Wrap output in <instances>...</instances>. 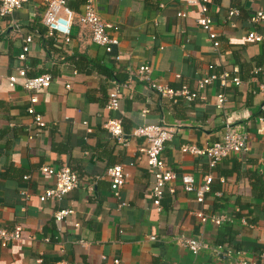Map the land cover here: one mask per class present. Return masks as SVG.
I'll return each instance as SVG.
<instances>
[{"label":"crops","instance_id":"0c3cea01","mask_svg":"<svg viewBox=\"0 0 264 264\" xmlns=\"http://www.w3.org/2000/svg\"><path fill=\"white\" fill-rule=\"evenodd\" d=\"M47 1L24 0L19 10L0 18V224L22 229L21 242L0 247V264L257 262L264 248V41L247 42L245 37L249 32L264 37V20L249 22L256 12L264 15V0H208L216 48L195 25L196 5L186 0H162V8L157 0H94L99 18L118 41L111 54L92 44L88 29L77 23L66 44L47 36L40 22ZM84 2L66 0L74 13L82 12ZM229 10L237 15L228 17ZM27 36L26 59L19 62ZM140 65L150 68V81L173 89L194 90L203 75L223 71L236 76L240 85L221 87L214 81L193 102L172 104L134 77L119 96V109L107 111V93L115 81L105 73L122 83L126 69ZM18 67L26 77L50 74L52 80L42 91L24 90ZM11 75L17 77L12 87L7 80ZM219 93L225 100L217 109ZM28 107L40 116L43 128L35 126ZM109 119L120 121L125 143L106 132ZM147 124H161L170 133L161 152L168 170L190 175L195 185L211 175L210 193L202 203L174 181L173 193H166L161 211H155L153 175L140 151L144 143L131 136L133 129ZM225 124L247 135L245 157L231 156L208 169L204 156L180 152L183 145L201 149L219 141ZM115 165L123 170L120 201L111 196L106 176ZM40 166L68 167L78 187L58 201L39 203L37 196L51 186L39 175ZM23 190L29 197L26 204L20 197ZM60 209L72 214L57 224L53 213ZM197 211L224 214L229 223L201 224L193 215ZM188 237L223 244L232 253L225 259L210 251L193 256L180 245Z\"/></svg>","mask_w":264,"mask_h":264},{"label":"built area","instance_id":"2783aa9c","mask_svg":"<svg viewBox=\"0 0 264 264\" xmlns=\"http://www.w3.org/2000/svg\"><path fill=\"white\" fill-rule=\"evenodd\" d=\"M24 0H0V18L11 15L13 12L19 10ZM158 1V7L162 8V0ZM188 4H194L197 8V16L194 19L195 25L200 28L210 40L212 47L216 48L218 42L216 41V34L214 31L211 19L207 14L208 0H186ZM237 15V11L229 10L227 16L232 17ZM177 17H185L184 13H178ZM264 20V15L261 12H256L249 18L250 23H258ZM41 25L46 30V35L58 39L63 43L69 42L71 34V27L74 23H77L81 27L87 28L90 34V41L92 44L103 49L104 53L111 54L112 48L117 46V39L108 32V25L103 23L99 18L94 0H85L81 13H74L67 7L66 0H48L45 10L40 19ZM245 41L247 42H262L264 37L257 35L254 32H249ZM24 45L21 47V51L17 56L19 62L26 59V53L28 51L27 44L30 42V37H25ZM118 55L113 56L114 61H118ZM264 72V71H263ZM17 77L22 79L21 87L27 91L39 92L46 89L52 77L50 74H41L35 77H26L24 68L18 67L16 69ZM150 68L147 65H140L135 70L126 69V80L122 83H112L111 89L107 93L105 109L107 111H117L119 109V96L124 88L127 87L128 82L132 78L136 77L145 81L147 88L157 95L161 99L169 100L174 104L178 101L186 103L193 102L198 98V92L205 87L210 86L214 81H217L221 87L232 85L237 87L240 85V80L236 76L230 75L228 72H221L219 74H205L195 81V89L190 90L185 86H180L177 89H173L164 85L155 84L150 81ZM17 77L11 75L8 80V85L12 87ZM66 89H69V85H65ZM217 103L216 108H222L224 103V95L219 93L216 95ZM36 101L35 97L30 98V104ZM264 110V107H261ZM26 113L33 119L35 126L43 128L44 123L40 116L34 113L31 107L26 109ZM142 113H145L143 111ZM261 120V118L259 119ZM106 132L113 137L117 143H125L124 135L122 132L121 124L118 119H109L104 124ZM169 131L161 124H147L137 127L131 131V136L135 138H141L144 146L140 150L145 156L146 167L152 171L153 186L151 189V204L156 212L161 211L160 202L163 196L173 193V188L170 183L178 181L181 189L185 193H192L194 195V201L196 203H202L204 195L210 193V184L212 183V177L210 174H206L202 178V182L199 185H195L193 178L188 174H181L176 176L175 173L168 170L164 165L161 157V152L165 141L169 138ZM181 153H186L192 156H204L207 160L208 169H212L217 163L231 156L245 157L248 152L247 135L244 132L233 129L228 124L223 127V134L219 141L210 143L204 148H197L194 145H183L180 148ZM38 173L45 181L51 182V186L43 189L37 196L39 203H45L47 201H58L66 194L78 187L77 176L68 167H60L53 169L49 166H40ZM106 176L109 182V189L111 196L120 201V191L124 184L123 170L120 166L115 165L107 169ZM23 180H27L28 176H23ZM218 196V194L216 193ZM21 200L26 204L29 200L26 191L20 192ZM124 206V203H119L118 207ZM72 214L70 209H60L53 213V220L55 223H62L66 217ZM193 215L199 220L201 224L206 222L212 223L215 226H222L225 223H229L224 214H213L210 216H204L201 212H194ZM241 224L245 225V222L241 219ZM76 227V225H75ZM27 239H32L31 237ZM152 239V238H151ZM22 241V229L19 226L13 227L11 230H7L0 224V247L6 248L11 243H19ZM45 242L47 240L45 239ZM180 245L185 248L191 255H197L201 251H210L220 259L228 258L231 255V250L224 245H208L197 238H181ZM236 255L239 252L235 253ZM116 264L117 261H114ZM235 264H264V248L258 254V261H246L239 259Z\"/></svg>","mask_w":264,"mask_h":264},{"label":"trees","instance_id":"16d2710c","mask_svg":"<svg viewBox=\"0 0 264 264\" xmlns=\"http://www.w3.org/2000/svg\"><path fill=\"white\" fill-rule=\"evenodd\" d=\"M66 4H67V3H66ZM67 7H68V6H67ZM68 8H69V7H68ZM69 9H70V8H69ZM101 70H104V69L101 68ZM105 76L108 77V78H111V79L114 80L115 82L120 83V81H118V79L116 78V76H114V75L112 76L111 73H107V74L105 73ZM224 225L226 226L227 223H225ZM228 227L231 228V226H229V225H228ZM227 233L229 234V231H228V230H227ZM230 236H231V234H230ZM226 243H228L229 245H232V243H231L230 241H229V242L227 241ZM221 245H223V244H221Z\"/></svg>","mask_w":264,"mask_h":264}]
</instances>
